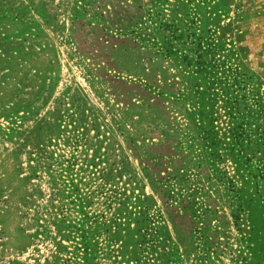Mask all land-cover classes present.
<instances>
[{
    "label": "rangeland",
    "instance_id": "374dc122",
    "mask_svg": "<svg viewBox=\"0 0 264 264\" xmlns=\"http://www.w3.org/2000/svg\"><path fill=\"white\" fill-rule=\"evenodd\" d=\"M0 264H264V0H0Z\"/></svg>",
    "mask_w": 264,
    "mask_h": 264
}]
</instances>
